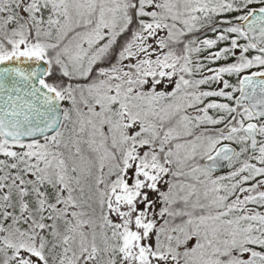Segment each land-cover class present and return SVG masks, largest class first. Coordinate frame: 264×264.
Here are the masks:
<instances>
[{
  "label": "snow or ice",
  "instance_id": "snow-or-ice-1",
  "mask_svg": "<svg viewBox=\"0 0 264 264\" xmlns=\"http://www.w3.org/2000/svg\"><path fill=\"white\" fill-rule=\"evenodd\" d=\"M0 264H264V0H0Z\"/></svg>",
  "mask_w": 264,
  "mask_h": 264
}]
</instances>
